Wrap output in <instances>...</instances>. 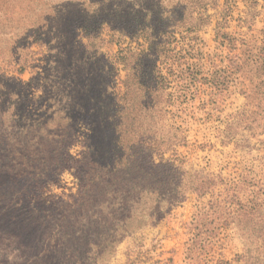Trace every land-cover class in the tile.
Listing matches in <instances>:
<instances>
[{
  "label": "rangeland",
  "instance_id": "1",
  "mask_svg": "<svg viewBox=\"0 0 264 264\" xmlns=\"http://www.w3.org/2000/svg\"><path fill=\"white\" fill-rule=\"evenodd\" d=\"M0 264H264V0H0Z\"/></svg>",
  "mask_w": 264,
  "mask_h": 264
},
{
  "label": "trees",
  "instance_id": "2",
  "mask_svg": "<svg viewBox=\"0 0 264 264\" xmlns=\"http://www.w3.org/2000/svg\"><path fill=\"white\" fill-rule=\"evenodd\" d=\"M123 146V144H122ZM157 166V165H156ZM157 169L155 168V171ZM113 174L115 173L116 176H112L109 179H107L106 181L110 184H112V194L115 195L114 191V186H118L122 191H123V195H127L128 198L131 200L133 199V192L137 191V194H139V197H141V194H146V195H153L155 196L154 201H158L159 199V195L162 192H170L173 191L175 189L174 185H175V181H174V177H172L170 174H161L157 173L155 174V176L153 175H149L148 172L145 173L142 178L139 181H136V183L134 184H130L127 182H130L129 180H126L123 177V172L121 169H119V167H114L112 169ZM161 174V176H160ZM120 176V177H119ZM178 186V185H176ZM141 193V194H140Z\"/></svg>",
  "mask_w": 264,
  "mask_h": 264
}]
</instances>
